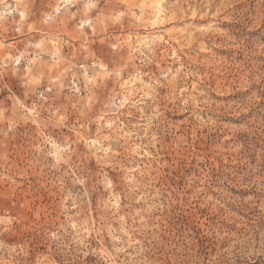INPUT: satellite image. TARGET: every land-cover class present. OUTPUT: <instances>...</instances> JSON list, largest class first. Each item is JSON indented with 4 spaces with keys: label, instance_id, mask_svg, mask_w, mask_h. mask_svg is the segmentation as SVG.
Returning a JSON list of instances; mask_svg holds the SVG:
<instances>
[{
    "label": "rangeland",
    "instance_id": "374dc122",
    "mask_svg": "<svg viewBox=\"0 0 264 264\" xmlns=\"http://www.w3.org/2000/svg\"><path fill=\"white\" fill-rule=\"evenodd\" d=\"M0 264H264V0H0Z\"/></svg>",
    "mask_w": 264,
    "mask_h": 264
},
{
    "label": "built area",
    "instance_id": "2783aa9c",
    "mask_svg": "<svg viewBox=\"0 0 264 264\" xmlns=\"http://www.w3.org/2000/svg\"><path fill=\"white\" fill-rule=\"evenodd\" d=\"M86 1H89V0H86ZM72 6H74V4H71Z\"/></svg>",
    "mask_w": 264,
    "mask_h": 264
}]
</instances>
